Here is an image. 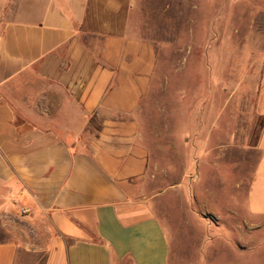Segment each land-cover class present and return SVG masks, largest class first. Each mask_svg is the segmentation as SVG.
<instances>
[{
    "label": "crops",
    "instance_id": "1",
    "mask_svg": "<svg viewBox=\"0 0 264 264\" xmlns=\"http://www.w3.org/2000/svg\"><path fill=\"white\" fill-rule=\"evenodd\" d=\"M133 3L0 0V198L9 214L24 209L25 218L50 223L56 234L46 264H168L156 213L166 190L146 193L150 160L136 117L157 53L135 32ZM51 86L67 95L55 116ZM255 111L259 157L240 199L250 233L264 232V68ZM63 114L81 131L33 122ZM86 127L94 129L85 134ZM19 248L16 240L0 242V264H16ZM222 250L252 255L209 247L199 264H216Z\"/></svg>",
    "mask_w": 264,
    "mask_h": 264
},
{
    "label": "rangeland",
    "instance_id": "2",
    "mask_svg": "<svg viewBox=\"0 0 264 264\" xmlns=\"http://www.w3.org/2000/svg\"><path fill=\"white\" fill-rule=\"evenodd\" d=\"M133 19L135 32L157 53L136 117L150 160L146 193L166 190L156 213L169 242L168 264H199L207 248L230 246L252 255L222 250L216 264H264V232H248L240 201L259 157L255 107L264 68V0H134ZM49 90L55 116L67 95ZM33 120L60 133L82 129L66 123L64 114L57 122ZM4 204L0 198V242L17 241L16 264H46L56 234L50 223L25 218L24 209L9 214Z\"/></svg>",
    "mask_w": 264,
    "mask_h": 264
}]
</instances>
